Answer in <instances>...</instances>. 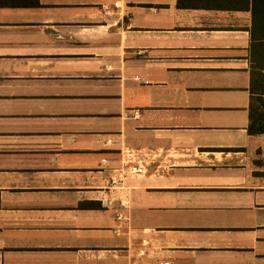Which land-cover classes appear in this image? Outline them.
<instances>
[{
    "label": "crops",
    "instance_id": "crops-1",
    "mask_svg": "<svg viewBox=\"0 0 264 264\" xmlns=\"http://www.w3.org/2000/svg\"><path fill=\"white\" fill-rule=\"evenodd\" d=\"M263 122L264 0H0V264H264Z\"/></svg>",
    "mask_w": 264,
    "mask_h": 264
},
{
    "label": "trees",
    "instance_id": "trees-1",
    "mask_svg": "<svg viewBox=\"0 0 264 264\" xmlns=\"http://www.w3.org/2000/svg\"><path fill=\"white\" fill-rule=\"evenodd\" d=\"M249 133H262L264 132V122L263 123H251L248 127Z\"/></svg>",
    "mask_w": 264,
    "mask_h": 264
},
{
    "label": "built area",
    "instance_id": "built-area-1",
    "mask_svg": "<svg viewBox=\"0 0 264 264\" xmlns=\"http://www.w3.org/2000/svg\"><path fill=\"white\" fill-rule=\"evenodd\" d=\"M133 171L139 173L142 171V169L140 166H135V167H133Z\"/></svg>",
    "mask_w": 264,
    "mask_h": 264
}]
</instances>
